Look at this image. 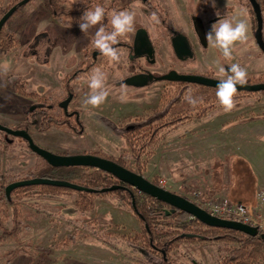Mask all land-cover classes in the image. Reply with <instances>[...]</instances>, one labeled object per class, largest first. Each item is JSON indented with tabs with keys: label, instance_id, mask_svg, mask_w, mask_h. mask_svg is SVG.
Listing matches in <instances>:
<instances>
[{
	"label": "rangeland",
	"instance_id": "obj_1",
	"mask_svg": "<svg viewBox=\"0 0 264 264\" xmlns=\"http://www.w3.org/2000/svg\"><path fill=\"white\" fill-rule=\"evenodd\" d=\"M17 1L19 0H0V18H2L6 8ZM56 1L62 7L70 10L80 9L87 2V0ZM185 1L188 5V12L191 8L195 9L197 5L206 7L209 3H213L212 0H192L193 3L190 0H151L152 6L147 11V7L142 5L140 1H136L124 10L135 14L136 28L144 23L156 43L159 45L162 42L165 43V46L163 45L161 47V52L156 55L157 66L152 68L146 65L149 70L161 73H167L171 68L182 73L184 71L192 72L196 70L195 74L203 75V70H206L204 66L206 67L207 64L211 63L213 52L203 61V57L200 56L199 62L188 64L186 70H181L183 64L176 62L174 58L172 49L169 46L167 28L163 20H167L168 23H173L181 27H183L182 24H189L188 18H179L181 17ZM214 1H219L220 4L222 0ZM40 2L41 0L30 1L25 5L26 7L22 9L19 15L6 23V32L15 35L18 45L7 54L0 52V75L9 76L10 81L20 82L28 92L34 90L40 92L43 89L39 95L45 94L41 96L46 97V95L51 94L54 96L53 100L57 101L65 97L64 92L56 89L54 85L53 87H45V83L51 82V80H45V75H41L34 80V72L39 69L41 71L38 72L45 74L47 71L45 68L50 66L51 53L54 50L52 49L53 47H50L51 42L56 43V55H54L53 63L57 64L60 59L59 62L61 61L62 65L65 64L72 71L76 70L83 63L82 48L89 42V38L88 35H82L77 23L79 19H71L72 27L67 28L66 25L68 24L62 22V20L55 18V20L49 22V18H41L44 12L39 11L38 7H40ZM117 2L119 6L124 3V0H117ZM101 3L107 5L109 0H102ZM223 3L225 4L223 13L228 14V19L232 16V11L237 10L239 16L242 14L245 15L247 18L244 19L251 25V17L245 6V1L241 3L239 0H223ZM97 5L98 3L96 2L93 7L88 9H94ZM103 5L102 7H104ZM181 5H183L182 9ZM43 6L45 7V4ZM104 8L106 9V7ZM47 11L51 14L49 10ZM113 12L111 11L109 16ZM151 13H156L159 19L158 24L152 22L150 19ZM160 15L162 17L172 16L170 18H161ZM62 18H65V16H62ZM208 19L206 18V20ZM175 21L176 23H174ZM98 27L89 29L88 33L94 36ZM35 39L36 41H34ZM122 39H127V35L122 37ZM91 50L95 49L92 48ZM57 52L59 53L58 55ZM233 52L232 60H226L227 66L231 63H239L242 67H245L249 73L248 84L255 81V79L264 77V54L257 46L254 37L247 39L245 43L238 47L235 46ZM120 54L124 55V60L121 58L118 63L108 60L110 65L108 68L113 73L112 78L116 80H121L128 76V60L125 58L124 53ZM236 55L239 56L241 61H233ZM221 57V55L217 57L214 54L215 63H218L216 65L218 69H216V72H212L211 70H206L205 72H211L216 78H219V65L222 63ZM91 60L89 59L87 62H91ZM58 77L60 81L64 77V74H60ZM0 85L3 86L1 78ZM153 86V90L159 89L161 91V93L159 91L156 92V96L164 93L163 102H161V106L159 105L157 107L158 109L156 111H147L143 118L152 116L156 112H161L165 108L163 105L168 102V99L180 93L183 88V86L170 83H156ZM73 87L76 95L78 97L81 96L80 104L77 107L83 115L86 133L82 136L68 132L71 136L69 139L71 140H63L58 144L60 145L59 147L68 152L67 154L60 153L59 155L102 153L118 160L124 154L130 153V147L126 139L104 130L99 123L100 121L98 122V115L95 113V108L84 105L83 102L89 94L88 84L84 80H79L73 84ZM191 88L192 86H188L186 90ZM47 90L52 91L46 93ZM139 90L142 89H131V87L123 85L115 91L112 90L111 96L114 100L127 99L130 97V94H125L126 92L135 94L140 92ZM143 90V95L150 91L149 88ZM148 94L151 97L152 93ZM238 98L243 102L244 107L231 112H220L222 107L219 105L215 107L207 105L208 111L206 115L200 118L202 121L193 123L192 120L198 119L194 118L186 120L176 126L188 128L189 126L212 125L210 121L218 117L217 121H213V125L222 126L228 130L242 124L238 123L242 120H249L257 116L264 117V94L260 92L251 93L247 96L240 94ZM36 104H38V100L20 97L16 92L4 87V92L0 91V124L11 128L23 124L27 120V111L31 106H35ZM198 110L194 111V114H197ZM104 112H107V110ZM53 114L61 115V109L57 107ZM169 120L170 116L165 119L166 122ZM262 120L264 119L259 121ZM258 124L264 125V122ZM167 129H164L162 133ZM30 132L34 137L40 134L34 128ZM1 137L0 135V139ZM40 137H43V135H40ZM10 139L16 142L15 146L9 149L10 151L7 149L6 143L0 140V172L17 173L21 175L20 179L24 180V172L28 168H37L41 160L37 155L28 152L27 144L23 139L15 137H10ZM51 139L53 141L56 139V142L60 141L57 137H51ZM156 149L157 145L154 149V155ZM79 150L80 152H75ZM84 150L87 152L82 153ZM152 157L147 159V165L151 160L152 166L150 168L155 170L157 159H152ZM126 161L130 168L137 169L133 159H126ZM144 161L145 156L142 158L141 163ZM241 169L239 167V170ZM94 172H96L95 169H90V173ZM245 173V182L248 184V187L245 192H238L239 194L248 196L253 187V176L246 170ZM149 176L151 175L149 174ZM155 178L161 179L160 177L153 176L151 180ZM160 181L163 180L161 179ZM161 185L164 188L170 187L165 181L164 185ZM198 190L202 192L204 199L207 201L221 198L220 196H210L207 191ZM194 191L196 190L189 192L182 191L181 193H185V197L189 199H194ZM77 200L78 195L76 193L63 194L58 198L43 197L37 193H33L21 201L18 207L21 215L19 218L21 222L19 234L17 235V239L8 240L6 243L0 245V264H7L9 259L11 260L10 264H154L161 262V254L152 252L144 241L136 239L138 234H143V226L132 212L115 207L107 196L96 199V209L93 212L82 214L75 211ZM122 210L132 216L131 220L123 216L124 213ZM1 214L5 222L4 226L8 230H12L15 215L14 209L8 207ZM1 233L2 230L0 229ZM67 236H73L74 241L66 244L65 240ZM108 241L110 243H107ZM221 246L223 244L219 242L184 240L176 250L171 252V259L173 264H217L224 258L220 251ZM140 248L150 252V255L145 256L141 252H138L137 249ZM262 262L264 264V260Z\"/></svg>",
	"mask_w": 264,
	"mask_h": 264
},
{
	"label": "trees",
	"instance_id": "obj_2",
	"mask_svg": "<svg viewBox=\"0 0 264 264\" xmlns=\"http://www.w3.org/2000/svg\"><path fill=\"white\" fill-rule=\"evenodd\" d=\"M20 1L14 2L11 6L6 8L3 15L7 13L13 6L17 5ZM32 1V0H31ZM134 0L128 1L123 6H117V3L112 4L111 9L115 12L124 11ZM192 2V0H190ZM241 3L245 1V6L251 17V29L253 33L257 28L256 17L252 5L249 0H239ZM261 5L262 15L264 19V0H257ZM45 8L51 12V14L58 20L69 24L71 19H79L83 12L89 8V6L82 7L80 9H66L62 7L56 0H44ZM25 5L19 7L14 15L8 20L11 21L15 18ZM108 11V10H107ZM2 15V16H3ZM65 16V18H62ZM1 19V18H0ZM65 19V20H63ZM75 25V24H73ZM104 25H107V20H104ZM6 26V25H5ZM5 26L0 33V52L7 54L15 47L18 43L15 35L7 33ZM264 33V30H263ZM92 43V39L90 41ZM258 46V45H257ZM88 52V51H86ZM262 52V51H261ZM263 53V52H262ZM264 54V53H263ZM86 57H92V54H88ZM222 61L224 60L221 57ZM92 67V66H91ZM80 76V71H76L72 77L65 80L66 87L72 82L77 81ZM3 86L10 91L16 92L20 97L32 98L38 100L39 105L30 108L27 111V120L18 126H15L16 130H30L34 128L39 133H46L52 128L56 127L62 130H68L75 135L84 134V126L77 116L72 118H65L62 115H55L49 105L53 104L52 100L48 97L41 96L38 93L28 92L23 84L18 81H10L9 76L0 75ZM264 83V77L255 79L252 83L257 84ZM192 89V90H191ZM184 91L180 97H177L176 101L172 104L171 110V121L164 125V127H170L178 125L186 120L194 118H202L208 111L207 105L211 107L220 106L216 97V88L203 86V85H192V88ZM253 92H237L235 97L236 108L232 111L244 107V104L239 100V95H250ZM264 94V92H260ZM191 94L199 102L193 106L187 102V95ZM176 97L168 99V102ZM56 102H54L55 104ZM221 107V106H220ZM199 109V110H198ZM198 110L197 114L194 111ZM223 109L221 108L222 112ZM264 119V117H252L249 120H242L240 123L254 122ZM31 134V132H30ZM2 136L0 140L6 143L7 149L13 148L16 144L9 143L5 140V133L0 131ZM129 144L130 153L124 154L120 159L116 160L102 153H93L97 156L108 158L116 161L121 166L145 176L147 159H150L154 155V149L159 139L158 129L153 131L152 125L149 127L138 128L135 131H130L122 135ZM26 142V141H25ZM27 144V142H26ZM27 150L31 154L27 144ZM10 151V150H9ZM145 156V161L141 163L142 158ZM41 160L40 165L37 168H28L25 172V179L33 178H50L54 180L69 181L80 186H84L88 189H92L95 192H77L69 188L56 187L50 185H33L25 186L15 189L12 192V200L10 201L6 195V188L9 184L16 181H20L21 175L11 172H0V245L6 243L8 240L17 239L19 234L21 222L19 221L20 212L19 204L25 198L29 197L33 193H37L43 197L58 198L63 194L76 193L78 200L76 202V212L87 214L91 213L96 209V199L98 197H109L113 205L117 208L132 212L141 222L143 226V234L136 236L137 240H142L146 243L147 247L152 252L161 254L162 259L159 263L154 264H173L171 259V252L176 250L180 243L184 240L189 241H204V242H219L223 246L220 247V251L223 254V260L217 264H263L264 260V241L261 235L252 237L243 232L231 230L227 228H217L207 226L196 218H192L191 215L184 211L176 210L173 212V207L161 202L153 197L147 196L136 189L128 186V189H117L111 192L101 193L100 190L109 188L116 184H121L113 176L108 175L102 171L96 170L94 173H90V169L87 167H53L48 164L44 159L39 157ZM126 159H133L137 169L129 167ZM155 185L161 186L159 178L151 180ZM135 200L137 210L134 209L133 201ZM238 203V202H235ZM8 207L14 209L13 228L8 230L4 224L3 217L1 216L2 211L7 210ZM169 212V214H167ZM192 218V219H191ZM261 234H263L261 232ZM74 241L73 236H67L65 243L70 244ZM107 243H110L109 241ZM143 255L148 256L150 252L140 248L137 249ZM11 260H8L7 264H10ZM202 264V263H199Z\"/></svg>",
	"mask_w": 264,
	"mask_h": 264
},
{
	"label": "crops",
	"instance_id": "obj_3",
	"mask_svg": "<svg viewBox=\"0 0 264 264\" xmlns=\"http://www.w3.org/2000/svg\"><path fill=\"white\" fill-rule=\"evenodd\" d=\"M43 3L44 0H41L40 7H38L39 11L44 12L41 18H49V22L55 20L45 9ZM187 7L188 5L185 1L184 8L181 5V9H183L181 17L179 18H189ZM231 14L232 16L229 19L232 18L230 20H233V22L247 18L243 14L239 16L237 10L232 11ZM247 24L248 39H251L254 36L250 23ZM240 45L242 44L237 43L235 46L238 47ZM55 51L56 49L52 50L50 66L45 68L47 70L46 73L41 74L38 72L41 70L37 69L34 72L33 79L36 80L41 75H45V80H51L52 82L45 83V87H53L54 85L56 89L63 91V81L72 70L65 64L62 65L61 61L59 62V58L57 64L53 63L54 55H56ZM211 52L217 57L221 55L218 50L209 47L207 55H210ZM214 54L212 55L213 59L210 63L213 67L218 64L215 63ZM232 55H234V52ZM199 56L202 55L199 54ZM256 57L258 56L256 55ZM233 61H241V59L236 55ZM60 74H64V77L59 81L58 76ZM0 91L4 92L2 85H0ZM36 91H31V93H40ZM50 91L52 90H47L46 93ZM133 98L123 99V101L107 98L105 105H109L110 107L106 109L107 112H104V114L119 123L126 118L143 116L147 111L155 108L159 104L158 96L151 98L147 94L143 98L138 97L141 99ZM217 120L218 117L212 119L210 121L212 125L189 126L188 128L176 126L161 133L157 143L156 153L152 157V159H157L156 169L152 170L150 168L152 166V161L150 160L145 176L149 180L153 176L160 177L170 185V187L165 186L166 188L179 195L184 194L182 196H185V193H181L182 191L189 192L200 189L209 192L210 196L227 197L233 202L256 205L257 193L259 190L264 189V142H261L259 139L264 136V125L258 124L263 123L264 120L242 123L228 130L222 126L213 125V121ZM200 121L202 119L192 120L193 123ZM100 125L102 126V124ZM40 135H43V137H40ZM31 136L38 145L49 151L57 154H67L68 152L58 145L63 140H71L69 139L71 136L68 131L53 128L50 132L40 133L35 137L33 135ZM51 137H57L60 141L56 142V139L53 141ZM75 152H80V150ZM86 152L84 150L82 153ZM239 167L242 169L239 170ZM245 170L253 176V187L248 196L239 194V192H245L248 187V184L245 182ZM122 212L125 218L131 220L132 216L129 213L123 210Z\"/></svg>",
	"mask_w": 264,
	"mask_h": 264
},
{
	"label": "water",
	"instance_id": "obj_4",
	"mask_svg": "<svg viewBox=\"0 0 264 264\" xmlns=\"http://www.w3.org/2000/svg\"><path fill=\"white\" fill-rule=\"evenodd\" d=\"M31 0H22L17 5L13 6L7 13H5L0 19V33L8 20L14 15L19 7L28 4ZM146 1V0H144ZM256 17V31L254 33L256 43L260 50L264 53V19L262 15L261 5L257 0H249ZM172 47L176 57L182 61H192L195 59V54L190 44L189 39L181 32H176L171 39ZM135 56L137 58L147 57L150 63H155V49L149 38V35L145 29L139 30L135 41ZM169 81V82H183L197 85L208 86L216 88L219 83L218 79L205 77L201 75L180 74L175 70L170 71L162 76H155L154 74H142L135 75L127 78L124 83L130 87L142 88L151 83ZM238 92H264V83L247 84L244 88H239ZM72 100L70 96L61 107L67 111L68 104ZM0 131L6 134V138L15 137L21 138L27 142L29 149L32 153H35L38 157L44 159L48 164L53 167H87L89 169H95L102 171L108 175L113 176L121 184L113 185L109 188L100 190L101 193L111 192L117 189H128V186L138 190L139 192L153 197L161 202H164L173 207V212L181 210L198 219L207 226L217 228H227L243 232L252 237L261 235L264 241V234H261L259 229L255 226H251L239 221L228 220L219 218L210 214L205 209L201 208L189 198L172 192L162 186L155 185L145 176L137 174L117 163L114 160L97 156L93 153L88 154H76V155H59L53 153L41 146H39L31 136L28 130H16L9 126L0 124ZM12 141L9 140V143ZM33 185H50L56 187L69 188L77 192H95L92 189H88L78 184L64 181L54 180L50 178H33L24 179L11 183L6 188V195L8 199L12 200V192L20 187L33 186ZM134 209L137 210L135 200L133 201ZM169 214V212L167 213Z\"/></svg>",
	"mask_w": 264,
	"mask_h": 264
},
{
	"label": "flooded vegetation",
	"instance_id": "obj_5",
	"mask_svg": "<svg viewBox=\"0 0 264 264\" xmlns=\"http://www.w3.org/2000/svg\"><path fill=\"white\" fill-rule=\"evenodd\" d=\"M128 1H130V0H124V3L119 5V6H123ZM136 1H140L142 3V5L147 7L146 8L147 11L152 6L151 0H146V1H144V0H134L133 2H136ZM96 2L100 6L103 5L101 3L102 0H94V1L87 0L85 6H83V7L89 6V8H91V7H93V5H95ZM114 3L118 4L117 0H109V3L107 5L106 4L103 5L104 7H106V9H105V11H106L105 20H107V25H104V26H105L106 30H109V31L111 30V25H110V22H109L110 21L109 13L111 11H114V10L111 9L112 4H114ZM132 3H130V5ZM224 5L225 4L223 3V0H222L220 4H219V1L215 2V7H213V3H211V4L209 3L208 6H206V7H201L200 5H197L195 9L191 8V10L188 12L189 24H187V25L186 24H182L183 27L177 26L176 24H173V23H168L167 20H163V23L165 24V27L167 28L169 46L172 49L174 58H175L176 62H179V63L183 64V66L181 67V70L182 69L186 70V68L188 67V64H190V63L199 62V58H200L199 54H201L203 56L202 61L207 58V56H208L207 53H208L209 47L207 46V41H206L205 36H206V33L208 31H210L211 25L213 23H215L218 19L228 18V14L223 13L224 12L223 9H225ZM216 12L220 13L219 17L216 15ZM172 15L176 16L174 14H172ZM172 15H168L167 17L166 16L162 17L160 15V17L161 18H170ZM211 16H213V17H211ZM206 18H209V19L206 20ZM54 19H55V17H54ZM174 23H176V21ZM142 29H145L147 31V33L149 35V38H150V40L152 42V45H153V47L155 49V63H150V61L148 60L147 57L137 58L135 56V41H136V37H137L138 31L142 30ZM176 32L183 33L189 39L190 44H191L192 49H193L194 54H195V59L194 60L187 61V62L186 61H182V60L178 59L176 57V55L174 54L171 39H172V36ZM82 35H83V33H82ZM86 35H88L89 42H87L86 45L82 48L83 63H81L79 68H77L76 70L72 71L69 75H67V77L63 81V92H64L63 94H65V97L63 99H61V100L54 101L53 100L54 96H52L51 94L46 95V97L50 98L52 100V102L53 101L56 102L55 104L53 102V104L49 105V107L52 109V112H54L55 109H57V107H59L61 109V115L64 116L65 118L69 119V118H72L73 116H77V118H79L81 120V122H82V124L84 126V134L86 132V127L84 125L83 115H82L81 111L77 107L80 104L81 96L78 97L76 95V93L74 92V87H73L74 83L78 82L79 80H84L88 84V80L90 79L92 73H94L96 70H100V71L104 72L107 75L106 87H107V90L109 92L108 99H113L112 96H111L112 95L111 94L112 90L115 91L116 89H118V87H121V86L125 85L124 81L127 78H129V77H132V76H135V75L149 74V73L154 74L155 76H162V75L167 74V73H169L170 71L173 70V68H171V70L168 71L167 73H161V72H157V71H151V70L148 69L147 66L152 67V68L157 66L158 62H157L156 55H157V53L161 52V47L163 45L165 46V43L162 42L160 45L158 43H156L155 40L150 35L148 27L144 23H142L141 26L137 27L136 31L127 34V39H122V37H121L119 44L116 45V47L119 49V52L122 53V54L124 53L125 54V58H127V60H128V62H127V64H128V66H127L128 76L124 77L121 80H116V79L112 78L113 73L108 68L110 66L108 59L106 57L102 56L101 54H99L98 51L91 50L93 48V46H92V43L90 41H91V39L94 38V36L92 34H89V33L86 34ZM253 36H254V33H253ZM78 38H80V37H78ZM254 38H255V36H254ZM34 41H36V39ZM54 43L55 42H51L50 43V45H51L50 47L51 48L53 47L52 49H55V47H56V43L55 44ZM215 50H217V49H215ZM86 51H88V52H86ZM88 54H92V57H90V58L86 57ZM120 56L124 60V55L120 54ZM89 59H92L91 62H87ZM86 62H87V64H86ZM221 66H224L227 69L228 66H227V63H226L225 59L222 61V63H220L219 67H221ZM204 69H206L207 71L211 70L212 72H216L217 66L213 67V66H211V64H207L206 67L204 66ZM206 70H203V72H204L203 75L197 74V73L195 74L196 70H194L192 72L184 71L183 73L182 72H178V71L177 72L180 73V74L201 75V76H205V77L218 79L211 72L206 73L205 72ZM76 71H80L79 78L77 79V81L72 82L71 84H69L66 87L65 80L68 79L69 77H72L73 74ZM156 83H162V84L163 83H170V84L183 86V88L180 91V93H178L177 95H175L173 97H176V96L180 97L181 94L184 91H187L186 88L188 86L197 85V84H191V83L169 82V81H161V82H156ZM156 83H151L148 86L142 87V88L131 87V89H142V90H139L140 92H137L135 94L126 92L125 94H130V97L127 98V99H131L133 97H137V98H133V99H141V98L147 96L148 93H152L151 97H157V96L159 97L158 106L159 105L161 106V102H163V94L164 93L158 94L156 96V92L159 91V93H161V91L159 89L153 90V87H154L153 85L156 84ZM125 86H127V85H125ZM128 87H130V86H128ZM145 88H149L150 91L146 92L145 95H143L144 92H142V91H144L143 89H145ZM89 92H90V89H89ZM70 96H72V100L68 104V110L65 111L61 107V104H63ZM138 97H141V98H138ZM177 97L174 98L173 100H171L170 102H167L165 105H163V107L165 106V108H163V110L161 112H156V114H154L152 116H149L147 118H143V116H144L143 115V116L131 117L132 119L131 118H126V119H124L123 121H121L119 123L115 122L112 118H110L109 116L104 114V111L106 110V108L108 109L110 107L109 105H105V103L102 104L99 108H95V113H96V115H98V122L100 121L99 123L102 124L101 127L104 130H107L110 133H113L115 136H122V135H124V134H126V133H128L130 131H135L136 129L142 128V127H149L150 125H152L153 131H156L158 129L159 134H161L164 129H166V128L169 129V127H164V125L169 123L171 121V119H172L171 118V110H170V108H171L172 104L176 101ZM38 105H39V103L36 104L35 106H31L30 108H34V107H36ZM158 106H156L155 108H152L149 111H152V110L156 111L158 109L157 108ZM168 116H170V120L166 122L165 119ZM124 122H126V123H124ZM170 127H176V125H173V126H170ZM65 131H68V130H65ZM68 132H70V131H68ZM4 137H5L6 141L9 142V140H11L13 142V140L10 139V137H8L9 139L6 138V134H5Z\"/></svg>",
	"mask_w": 264,
	"mask_h": 264
},
{
	"label": "clouds",
	"instance_id": "obj_6",
	"mask_svg": "<svg viewBox=\"0 0 264 264\" xmlns=\"http://www.w3.org/2000/svg\"><path fill=\"white\" fill-rule=\"evenodd\" d=\"M213 7L215 2L213 0ZM219 17L220 13L216 12ZM106 16L105 8L97 5L94 9H86L77 21L83 34H87L89 29L99 26L92 39L93 48L110 62L118 63L121 59L119 49L120 38L136 31L135 14L130 11L113 12L110 16L111 30H106L104 20ZM150 19L158 24L159 19L156 13H151ZM72 27V23L66 25ZM207 46L217 49L225 60H232L233 49L237 43H245L248 39V24L244 19L233 22L230 19H218L211 25L210 31L206 33ZM219 83L216 85V97L224 112H231L236 108L235 97L239 88H244L248 84V72L239 63H231L227 69L219 67ZM107 75L96 70L88 80L90 92L84 100V105L92 108H99L104 104L109 96L106 87ZM187 102L195 106L199 101L191 94H188ZM123 101V98H122ZM264 142V136L259 138Z\"/></svg>",
	"mask_w": 264,
	"mask_h": 264
},
{
	"label": "built area",
	"instance_id": "obj_7",
	"mask_svg": "<svg viewBox=\"0 0 264 264\" xmlns=\"http://www.w3.org/2000/svg\"><path fill=\"white\" fill-rule=\"evenodd\" d=\"M161 184L164 185V181ZM193 195L194 199L190 200L210 214L255 226L264 234V189L258 191L256 205L235 203L227 197L207 201L199 190L194 191Z\"/></svg>",
	"mask_w": 264,
	"mask_h": 264
}]
</instances>
